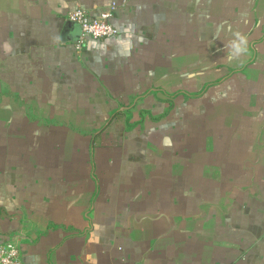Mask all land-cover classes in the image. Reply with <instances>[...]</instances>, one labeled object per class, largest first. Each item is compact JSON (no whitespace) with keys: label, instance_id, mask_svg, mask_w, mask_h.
<instances>
[{"label":"crops","instance_id":"obj_1","mask_svg":"<svg viewBox=\"0 0 264 264\" xmlns=\"http://www.w3.org/2000/svg\"><path fill=\"white\" fill-rule=\"evenodd\" d=\"M112 3L119 34L77 49L68 14ZM9 239L24 264H264V0H0Z\"/></svg>","mask_w":264,"mask_h":264},{"label":"built area","instance_id":"obj_2","mask_svg":"<svg viewBox=\"0 0 264 264\" xmlns=\"http://www.w3.org/2000/svg\"><path fill=\"white\" fill-rule=\"evenodd\" d=\"M117 9V4L112 3L109 8L97 14L82 7H77L71 11L67 18L76 23L81 30L80 38L75 44L76 48L82 49L88 38L102 40L117 36L119 29L112 21ZM0 264H24L21 246L15 239L0 243Z\"/></svg>","mask_w":264,"mask_h":264},{"label":"clouds","instance_id":"obj_3","mask_svg":"<svg viewBox=\"0 0 264 264\" xmlns=\"http://www.w3.org/2000/svg\"><path fill=\"white\" fill-rule=\"evenodd\" d=\"M231 32V39L225 42L226 55L222 58L228 62L240 61L248 52V38L239 30Z\"/></svg>","mask_w":264,"mask_h":264}]
</instances>
